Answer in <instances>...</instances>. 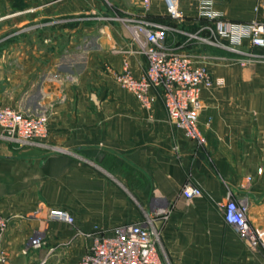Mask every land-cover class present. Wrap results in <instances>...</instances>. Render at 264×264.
Returning <instances> with one entry per match:
<instances>
[{
  "label": "crops",
  "instance_id": "1",
  "mask_svg": "<svg viewBox=\"0 0 264 264\" xmlns=\"http://www.w3.org/2000/svg\"><path fill=\"white\" fill-rule=\"evenodd\" d=\"M201 1L179 0L183 30L207 24L197 16ZM211 1L226 21L264 22V0ZM23 2L0 10V104L46 112L45 143L62 152L0 142V215L13 217L0 264H75L93 238L144 223L160 209V264H264V250L250 249L221 208L228 196L245 205L264 240V60L242 66L223 51L209 63L225 84L200 92L199 146L171 125L160 100L145 111L114 80L122 61L137 78L146 62L113 18L171 26L161 0L147 7L144 0ZM185 184L201 196L186 201ZM50 209L67 211L74 223L47 220ZM36 235L41 249L23 254Z\"/></svg>",
  "mask_w": 264,
  "mask_h": 264
},
{
  "label": "built area",
  "instance_id": "2",
  "mask_svg": "<svg viewBox=\"0 0 264 264\" xmlns=\"http://www.w3.org/2000/svg\"><path fill=\"white\" fill-rule=\"evenodd\" d=\"M103 1L111 5V0ZM161 1L171 26L134 17L120 18L115 15L113 18L130 31L146 62L144 73L137 78L131 74L128 62L122 61V70L114 74V80L131 93L145 111H150L155 101L160 100L171 125L182 131L188 140L201 146L204 138L199 129V115L203 108L200 92L223 87L225 83L222 78H213L209 71V63L214 58L188 53L186 47L194 44L227 52L240 57L242 66L264 60V22L226 21L221 13L213 10L211 0H202L197 16L205 19L207 24L194 32L185 31L181 28L185 16L179 9V0ZM144 3L147 7L148 0ZM172 33L181 40L169 42L168 37ZM47 121L44 111L31 114L0 104V142L15 149L43 148L60 153L61 149L45 143ZM258 172L261 173V170ZM181 196L191 201L200 197L201 191L185 184ZM221 208L225 223L236 229L250 249L264 250V240L249 225L245 205L228 196ZM43 211V207H39L33 216ZM165 217L166 210L160 209L146 216L144 223L118 226L109 236L93 238L89 250L75 264H160L159 255L163 252L160 226ZM12 218L0 215V243ZM46 219L67 225L74 223L73 217L61 209L48 210ZM42 244V235L33 236L22 253L39 250ZM51 251L47 252L42 263L47 262Z\"/></svg>",
  "mask_w": 264,
  "mask_h": 264
},
{
  "label": "rangeland",
  "instance_id": "3",
  "mask_svg": "<svg viewBox=\"0 0 264 264\" xmlns=\"http://www.w3.org/2000/svg\"><path fill=\"white\" fill-rule=\"evenodd\" d=\"M23 1L24 0H0V10L5 7L11 8L13 10L20 9L23 6H25ZM186 51H192L195 54L212 57L215 60L219 58L220 52H223V51L216 52L214 49H210L207 47H203L200 45H194V44L188 45L186 47ZM224 53L229 54L227 52H224Z\"/></svg>",
  "mask_w": 264,
  "mask_h": 264
}]
</instances>
